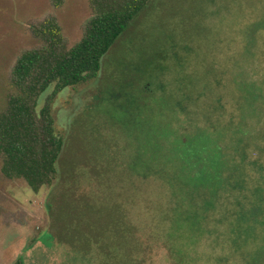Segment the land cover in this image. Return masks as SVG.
I'll return each mask as SVG.
<instances>
[{
    "label": "rangeland",
    "instance_id": "374dc122",
    "mask_svg": "<svg viewBox=\"0 0 264 264\" xmlns=\"http://www.w3.org/2000/svg\"><path fill=\"white\" fill-rule=\"evenodd\" d=\"M56 3L0 0V113L16 61L42 45L33 27L55 17L72 47L95 15L90 0ZM53 116L65 145L52 186L35 193L8 179L0 156V264H253L264 254V226L256 243L243 244L241 221L237 242L231 233L246 211L235 203L261 180L250 163L264 167V0H152L98 78L55 98ZM239 139L248 191H219L206 212L212 186L182 181L176 150L187 142L219 157L207 179L218 183L232 156L244 162ZM158 140L170 143L160 153Z\"/></svg>",
    "mask_w": 264,
    "mask_h": 264
},
{
    "label": "trees",
    "instance_id": "16d2710c",
    "mask_svg": "<svg viewBox=\"0 0 264 264\" xmlns=\"http://www.w3.org/2000/svg\"><path fill=\"white\" fill-rule=\"evenodd\" d=\"M151 2L152 0H90L95 15L87 22L83 38L72 47H68L55 17H49L33 27V35L42 45L24 51L16 61L11 73V87L7 94L6 106L0 113V156L3 159V174L8 179L24 180L35 193L54 184L58 175L57 163L65 145L63 136L56 130L53 116L55 98L66 89L98 78L104 58ZM56 4L61 5L62 0H57ZM52 86H55L53 94L39 110L40 98ZM146 89V97L157 95V92L150 91V88ZM188 111L187 109L182 113L186 116L188 125L192 126L190 122L194 119L191 120L190 117H193V112ZM246 135L247 133L242 134L244 137ZM239 140L236 148L241 153V160L244 149L241 146L243 140ZM183 143L187 149H174L178 152L177 157L184 164V168L189 170L184 172L180 179L187 184L192 182L196 192H200L202 187L208 188L207 184H211L210 198L204 203L206 212L216 208L215 201L219 191H248L249 175L246 174L247 167L244 166L245 163L247 165L245 155L241 164L232 156V166L226 171L230 173L227 174L226 181L210 183L207 181L208 176H212L213 172L220 168L219 157L208 158L207 148L201 154L194 155L191 146L187 142ZM164 144L165 141L158 140L152 147L160 153L170 143L167 146ZM169 160L172 158H168ZM250 165L256 169V175H260L261 180L252 190L253 199L250 200L248 194H241L242 198L235 203L237 208L243 206L246 211L241 217L234 214L236 225L231 229L237 242V237L240 236V221L242 222L243 244L256 243L254 228L264 226V222L260 221V218H264V167L258 161ZM219 183L220 186L215 187ZM256 212H262L263 216L255 218ZM259 251L261 253L263 248ZM262 256L257 255L253 264H264L261 262ZM16 264L25 262L19 259Z\"/></svg>",
    "mask_w": 264,
    "mask_h": 264
}]
</instances>
